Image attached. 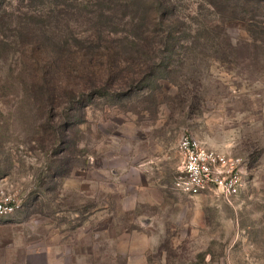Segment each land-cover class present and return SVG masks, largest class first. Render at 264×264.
I'll use <instances>...</instances> for the list:
<instances>
[{"label": "rangeland", "instance_id": "obj_1", "mask_svg": "<svg viewBox=\"0 0 264 264\" xmlns=\"http://www.w3.org/2000/svg\"><path fill=\"white\" fill-rule=\"evenodd\" d=\"M214 3L175 0L184 33L166 69L95 98L65 146L43 145L0 45V182L22 205L0 218V264H264V8ZM184 133L249 159L237 195L175 191Z\"/></svg>", "mask_w": 264, "mask_h": 264}, {"label": "trees", "instance_id": "obj_2", "mask_svg": "<svg viewBox=\"0 0 264 264\" xmlns=\"http://www.w3.org/2000/svg\"><path fill=\"white\" fill-rule=\"evenodd\" d=\"M72 17L89 29L76 31ZM183 24L175 0H0V29L13 32L0 45L17 54V84L41 119L42 144L65 146L95 98L121 99L165 70Z\"/></svg>", "mask_w": 264, "mask_h": 264}, {"label": "built area", "instance_id": "obj_3", "mask_svg": "<svg viewBox=\"0 0 264 264\" xmlns=\"http://www.w3.org/2000/svg\"><path fill=\"white\" fill-rule=\"evenodd\" d=\"M177 152L181 164L172 185L178 193L190 198L215 193L228 199L244 188L249 163L246 156L209 148L188 133L179 137ZM21 206L17 195L7 192L0 182V218Z\"/></svg>", "mask_w": 264, "mask_h": 264}]
</instances>
